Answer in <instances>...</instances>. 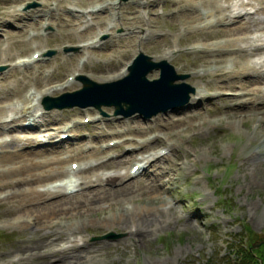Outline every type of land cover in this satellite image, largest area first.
<instances>
[{
	"label": "rangeland",
	"instance_id": "1",
	"mask_svg": "<svg viewBox=\"0 0 264 264\" xmlns=\"http://www.w3.org/2000/svg\"><path fill=\"white\" fill-rule=\"evenodd\" d=\"M26 1H34L35 4L24 9V4L21 0H0V21H2L0 23V60L3 59L0 61V65L4 66L0 70V100L7 107L3 111L5 115L3 113L0 114V118L3 115L0 121L6 120L7 114H14L8 107H10L11 102L15 98L20 97L19 94L26 85L30 84V86L34 87L36 82L41 85L51 83L57 78L59 79L60 76V79H62L67 72H71V69L75 70V68L79 71L81 69L90 79L98 82L101 80L96 77L93 78L92 72L99 75L103 71H107L108 68L115 67L117 63L125 66L123 62L138 49L152 55L153 60H159L161 58H154L153 56L162 54L164 49L169 50L175 47L173 53L169 54L166 60L174 67L176 73L186 74L187 76L183 80L193 86L195 85V88L194 92L190 93L189 104L158 112L150 118H145V114H143L144 116L135 114L136 112L128 116L115 115L112 106L103 104L100 105L101 109L99 111L93 104H86L83 107L75 105L73 107H62L61 109H45L42 108V105L40 106V103L41 116L52 111L57 118L59 117V120H57L58 123H55L53 129L48 130L42 125L44 119L39 118L40 128L45 129V131H43V136L41 132H37L36 134L41 133L38 137L46 138L45 134L53 130L55 132V128L59 127L63 120L83 119L85 114L91 117L88 123L79 124V128L77 126L74 129L73 137L68 141L67 146L63 147L61 145L57 148L60 150L49 151L50 145L48 143H46L48 145H37L35 147L45 152L42 155L41 153L38 155L39 159L54 154L62 157L64 154L70 153L71 159L63 158L66 162L61 160L62 162L60 161L59 166L63 165L67 169L68 160L76 158L81 162L83 161V166L85 165L86 167L85 170L79 168L78 172H68L67 169L64 174L62 172L60 175L47 180L46 184L48 186L57 183L63 184L62 178H71L72 181L80 180L85 173L88 179L89 174L97 173L98 170L111 174V170H114V173L118 171L127 173L131 163L127 164L125 162L124 165L117 166L114 159L118 158V156L122 158V154L128 155V149L136 140H143V144L141 143L140 147L145 153L151 150L155 151V148L156 151H160L162 147L168 148V152L165 158H156V163L151 164L153 167L147 165L141 174L131 178L124 177V180H121V184L131 183L133 185L137 181L138 184L142 185L140 190L132 186V189L118 191L113 188L118 186V184L120 185L119 179L110 177L105 182L101 180L100 182H103L105 186L111 187L115 192L101 197L103 201L100 200L101 198L93 199L92 202H95L98 206L101 203L102 208H98V206L93 204L96 207L95 209L91 208L88 215L79 217L74 212V209L65 205V208L49 216V222L43 225V222L41 225L35 222L34 225L29 219H27V223L15 225L11 216L14 205L12 203L9 204L6 199L0 197V264H58L57 259L67 255L70 248L72 250L74 247L80 249L82 254L85 255L81 264H221L222 259L233 260L238 252L239 254H244L246 249L247 252L251 250L254 253L256 251L254 253L256 262H253V264H264V243L261 242L257 246L252 245L254 242L262 240V236H259L260 233L264 235V153L259 151L258 145L264 139V134L259 130L261 125H264V113L251 109V103H240L247 95H237L238 98L234 99L225 98L229 95L240 93L242 90L238 89L239 86H235L236 90H233L234 88L222 89L221 93L215 94L214 89L211 87L215 86L216 81L221 78H218L219 67L216 68L215 64H213V68H209L202 74L197 72L191 74L192 71L200 69L202 67L200 65L207 64V60L212 57L211 54L209 56L206 54L207 52L204 50L205 44L216 43L213 45L214 47L219 44V47L224 49L227 46L232 47L234 44L233 46H239L244 49V52H247L244 53L247 54V57L243 58L244 63L254 65L258 74L264 76V36L256 34L257 30L264 27V13L261 12L264 8V6L261 7L264 5V0H218L220 2L218 5L221 4L225 8V16L217 25L215 24L205 29L199 28L198 24L200 23L199 21L206 17L189 22L187 21L188 18L181 15L191 12L199 14L197 12L203 11L204 7L197 4L200 0H191L190 2L185 0H139L140 4H138V0H121L118 7L115 4L116 11H118L116 16L106 15L107 10L104 8L94 14H88L89 16L92 15L90 22L94 21L96 26L92 23L89 28L90 33L84 32L82 36L95 34L98 27L97 31L103 29V25L100 23L101 18L96 16L106 15L109 20L111 17V22H115L116 25L112 30H104V33L100 32L103 37L100 36L102 39L98 47L84 49L87 51L88 56H84L83 60L86 57L87 59L83 66L79 65V63L75 66L78 57L84 55L80 53V48L75 50L68 47L71 49L65 52L63 47H75L72 43L75 42L78 35L77 30L81 31L83 28L84 23L77 30L72 28L74 24H78L75 7L81 9L82 12L86 11L87 4L94 0H43L46 3L42 0ZM140 1H146V5ZM207 1L205 2L207 3ZM44 4H46V8L47 5L55 6L56 8L53 7V10L49 9L52 11L48 20L49 24L39 22L43 14V8H45ZM99 4L103 7L102 2H99ZM25 10H27L26 13H24ZM20 11L24 13V16L19 13ZM13 12L15 15L12 14ZM147 12L148 14H146ZM18 13L19 17L16 16ZM85 14L87 15L86 12ZM107 14L110 13L107 11ZM140 15L143 17H140ZM135 16L137 21L133 26L142 27L143 29L139 31L140 34L138 35L144 36L145 33H149L147 37L134 38V33H130L129 30L128 35L124 34V29H128L126 28L128 22L126 21L129 17ZM32 17L36 18L32 20ZM37 18L39 19L37 20ZM254 19L263 20V22L245 30L247 33L244 32V34L234 30L235 34L231 32L229 36L225 37L222 35L224 32H222L221 28L225 24L231 25L233 28L238 23ZM104 20L106 19L104 18ZM148 23L153 26H149ZM44 24L47 26H43ZM146 25L150 28L144 29ZM27 28L31 34L24 33ZM41 31L43 33L38 34ZM111 33L114 36H111ZM231 36L239 37L237 40H233L234 42H228L229 45H227L225 39ZM36 45H39L36 49L44 50L41 59L28 65L11 66L13 58L24 53L27 54L31 47ZM195 45L198 46L194 47ZM49 49H53L54 53L51 55L45 54ZM227 51H223L217 55L219 58L217 56L215 58L221 61L218 64L228 66L231 70L230 73L233 74L237 69L241 70L239 68L240 63H238L239 59L226 60L230 56ZM75 54L79 55L75 56ZM7 55L9 59L5 58ZM202 55H204V58ZM72 56L74 57L72 58ZM96 67L101 70H95ZM152 70L156 74L149 76L153 71L148 72L146 74L148 78H154L159 75V70ZM36 72H38V75ZM214 72L215 74H213ZM39 73L45 74L39 77ZM47 74L48 76L44 77ZM222 76L227 78L228 75ZM254 76L251 73L247 74V78H253ZM247 78L243 77L242 79ZM227 79L230 80L229 77ZM262 79L264 78H260L258 82ZM16 81L19 82L17 85ZM81 86L82 81L75 78L66 88H56L49 95L55 97ZM6 89L12 90L7 93ZM1 94L4 95L1 96ZM258 100L260 99H256L254 102ZM3 104L0 103V105ZM239 104L242 105L240 106ZM126 105L123 104V108H126ZM262 110H264V107ZM95 113H100L99 118H94ZM189 114L193 116L187 119L185 116ZM166 119L167 121L171 120V122L161 128L162 125L160 126L159 121L163 122ZM190 119H193V121H190ZM7 121L3 123L0 129V139L9 138L13 134L20 136V138L30 136L28 134L31 132L27 129H16V125H18L16 122ZM136 124H139L141 129L133 131V127ZM12 125H15V129L11 128ZM4 128L7 132L3 131ZM130 128L132 131H128ZM35 131L32 130V132ZM36 134L34 133L33 135ZM155 134H157V138H154ZM54 136L55 134H51L49 138H54ZM147 136L152 138L147 140ZM88 139L90 141L89 145L92 144L91 147L96 148L93 151L90 147H84L83 149L80 147L82 141ZM108 140H115L116 142L102 146ZM23 141L24 139L18 143L13 142L16 143L13 145L19 147L18 145ZM4 147L5 145L1 149ZM75 148L77 149L75 150ZM136 152H139V150L133 151V155L138 154ZM166 157H171V161L167 162L168 160H165ZM97 159L98 161L107 160L106 164L109 163V165L105 168L96 166ZM4 162L8 164L9 161L0 159V163ZM112 165H115V167H111ZM157 165L164 168L159 169L157 167V169ZM40 169H35V171H40ZM94 176L95 174L91 178L94 179ZM12 177L16 176H0V180ZM146 180L151 181L152 185L155 184L153 187L158 190L156 197L153 194H149L152 197L151 199L147 197L148 195L144 191V184L148 182ZM136 191L139 192L137 193ZM114 197L117 201L114 200ZM123 201L127 202H124L123 205ZM171 203L173 204L171 205ZM129 205L131 208L135 206L134 208L139 211L143 209L144 215L146 213L150 215L151 212L155 213L153 220L159 222L158 226H153L149 230L144 243L139 242L135 235L130 233L128 222H126L124 228L103 224L100 221L102 218L103 220L106 219L105 217L111 213L110 211L118 212L120 209L127 212L128 216V212L130 213ZM168 207H172V211H169L171 215L168 212ZM7 208L11 211L7 212ZM82 223L85 224L83 225ZM51 231L54 233L51 237L53 236L54 238L52 240L45 238V235L49 236ZM36 240L39 241L41 250L37 251V253H32L29 250L30 248L28 250L25 249L28 244ZM88 259L91 260L89 261Z\"/></svg>",
	"mask_w": 264,
	"mask_h": 264
},
{
	"label": "bare ground",
	"instance_id": "2",
	"mask_svg": "<svg viewBox=\"0 0 264 264\" xmlns=\"http://www.w3.org/2000/svg\"><path fill=\"white\" fill-rule=\"evenodd\" d=\"M3 1V0H2ZM12 1V0H11ZM91 1V0H90ZM99 1H103V0H99ZM186 2H190L191 0H185ZM193 1V0H192ZM208 0L207 3L205 2L203 4V6L205 7L202 11V15L205 16L206 18H208V16H214V19L212 21L208 20V26H210V24H218L219 22L222 21V18H224L225 14H224V11H225V8L220 5H218V3H220L218 0ZM44 3H46V1H43ZM79 2V1H78ZM82 2V1H81ZM87 2V1H86ZM116 2H120V0H115V1H104L102 2L103 3V7H101V4L99 5V7L95 10L94 13H96V11H99L101 10L102 8L106 9L110 15L112 16H116L118 15V11H116V7H115V3ZM217 2V3H216ZM3 3V2H2ZM80 4V3H79ZM2 5V4H1ZM202 5V4H201ZM44 6L46 7V4H44ZM264 5H262L261 7H263ZM40 9V8H39ZM52 9V8H50ZM53 10V9H52ZM8 11V10H6ZM262 13H264V8L262 9L261 11ZM11 13V12H9ZM26 13V12H24ZM24 13L22 12L21 14L24 16ZM13 15L14 12L12 13ZM222 16H221V15ZM26 15V14H25ZM182 16L188 18L187 21L189 22H192V21H195L197 20L198 18H200L199 14H196L195 12H191V13H184V14H181ZM201 15V14H200ZM19 17V13L18 15H16ZM35 16V14H34ZM5 17V16H4ZM28 17V16H27ZM96 17H99L101 18V21L100 23L103 25V29L101 31H97L95 34H90V35H85V36H82L84 35V32H86L87 34L90 33L89 31V28L91 26V24L89 23V21L86 19V16L84 15V13H77L76 12V19L78 20V24H74V26L72 28H75V30H77L78 28H81V24L82 23H86L82 30L79 31L77 30V37H76V40H75V43H77L78 41H82L80 42L79 44H76L78 45L79 47H82L81 50H84V49H87L91 46H94L96 45L97 43H101V39H98L97 36L99 35L100 32H103L104 30H112V28L116 25L115 22H111L112 18L110 17V20L109 18L107 19V16L106 15H100V16H96ZM181 17V16H180ZM8 18V17H7ZM11 18V17H10ZM104 18L107 20H104ZM20 19V18H19ZM31 19V18H30ZM35 17H32V20H34ZM264 19V17H263ZM8 20V19H7ZM12 20V19H11ZM38 20V19H37ZM139 20V19H138ZM6 21V20H5ZM4 21V22H5ZM16 21V20H15ZM68 21V20H67ZM66 21V22H67ZM137 21L136 19V16L135 17H129L128 20L126 22L128 27V30L130 31V33H134V36L138 37V33L140 31V27H136V26H133V24ZM2 21H0L1 23ZM3 22V23H4ZM37 22V21H36ZM65 22V21H64ZM261 22H263V20H247L246 22H241V23H238V25H236L235 27L232 28L231 25H224V27H222V32H224V34H221L223 36H229V34L232 32L233 34L234 33V30H238L239 32H241L242 34H244V32H247L245 30H248L250 29L252 26H256V25H259ZM26 23V22H25ZM98 23V22H97ZM99 23V24H100ZM73 24V22H72ZM136 24V23H135ZM139 24V23H138ZM146 24V23H145ZM149 26H153L152 24H149ZM24 26V25H23ZM64 26V25H63ZM66 26V25H65ZM214 26V25H213ZM67 27V26H66ZM2 28V27H1ZM64 28V27H63ZM116 28V27H115ZM88 29V30H87ZM205 29V28H204ZM219 30V29H218ZM208 31H212V30H208ZM230 31V32H229ZM107 32V31H106ZM85 33V34H86ZM21 34V33H20ZM112 34V33H111ZM111 36H114V34H112ZM131 36V34H130ZM118 37V36H117ZM133 37V36H132ZM214 37V36H213ZM238 36H231L230 38H227V41H231V40H236ZM131 38V37H130ZM206 38V37H205ZM119 39V38H118ZM133 39V38H132ZM204 39V38H203ZM242 39V38H240ZM134 40V39H133ZM226 41V43H227ZM233 41V42H234ZM109 42V41H108ZM205 44V43H204ZM216 44V43H215ZM229 45V43H227ZM233 44V43H232ZM236 44V43H235ZM234 45V44H233ZM232 45V46H233ZM225 46V45H224ZM227 46V45H226ZM163 49V48H162ZM204 50H206V54H211L213 59L212 61H214L215 63H219L220 60H217L219 57L217 56L218 54H221L223 51H227V53H229V58H227L226 60H231L233 61L235 58H238L239 59V62L240 63V66L239 69H237L233 74L230 73L231 70L228 69L227 66H224V65H220L218 66L219 68V73H217L218 75V78H219L215 83V86L211 87L212 89H214L215 91V94H219L222 92V89H231V88H234L233 90H236L235 89V86H239L238 89L240 88L242 90L241 93H237V94H232V95H229L228 97H225V98H228V99H234L237 97V95H242V96H250L247 100H242L241 102H244L243 104L247 103H251L252 104V108L251 109H255L257 112L259 111H262L264 113V110H262V108L264 107V79H262L259 83L258 80L260 78H264V76H261L258 74V72L256 71V68L254 65H250V64H247V63H244L243 61V58H245V56L247 54H244V53H247V52H244L241 48L239 47H231V48H221L219 47V44L217 47H214V46H209V45H206L204 46ZM89 51V50H88ZM91 52V51H90ZM80 53L82 54L83 51H80ZM79 54H75V56H77ZM218 57L217 59L215 57ZM244 56V57H243ZM74 56H72L73 58ZM159 57H165L163 54H160ZM202 57L204 58V55H202ZM247 57V56H246ZM249 57V56H248ZM5 58L7 59L8 58V55L5 56ZM207 58V57H206ZM9 59V58H8ZM87 59V57H86ZM85 60H83V64L85 63ZM247 59V58H246ZM3 60V59H1ZM0 60V61H1ZM75 60V58H74ZM205 60V59H204ZM203 60V62H205ZM72 61V60H71ZM209 61L211 60H207L206 63H208ZM221 62V61H220ZM228 62V61H227ZM237 62V61H236ZM117 63V62H116ZM74 64V62H73ZM114 64V63H113ZM11 65V64H9ZM12 66V65H11ZM105 66V65H103ZM124 65H121L119 63L115 64V67H111V68H108L107 71H103L101 74L99 75H96V74H93L92 72V76L93 78H97L101 81H106V82H111L121 76H123L126 72V67H123ZM72 68V66H70ZM12 68V67H11ZM66 70V69H65ZM72 70V69H71ZM95 70L97 71H100L101 69L100 68H95ZM154 70H157V69H154ZM14 71V70H13ZM63 71V70H62ZM68 71V70H67ZM153 71V70H150V72ZM8 72V70H7ZM10 73V72H9ZM248 73H251V74H254L255 76L253 78H247V74ZM16 74V73H15ZM36 74L38 75V72H36ZM68 74V72H67ZM156 74L155 71L151 72L149 74L154 76ZM193 74V73H191ZM215 74V72L213 73ZM236 74V75H234ZM27 75V74H26ZM36 75V76H37ZM222 75H228L227 78L229 77L230 80H228L227 78L223 77ZM42 74L39 73V77H41ZM251 76V75H249ZM61 77V76H60ZM60 77L58 79V81H62L64 82L63 84H61L58 88L60 87H67V83L65 80H60ZM243 77L247 78V79H242ZM14 78V77H13ZM63 78V77H62ZM41 79V78H40ZM56 79V80H57ZM18 80V79H17ZM23 80V78H22ZM38 80V79H36ZM91 80V79H90ZM24 82V80H23ZM28 82V81H27ZM39 82V81H38ZM257 84H256V83ZM19 82L16 81V85L18 84ZM22 83V82H21ZM31 83V82H30ZM52 83V82H51ZM66 83V85H65ZM252 83V84H251ZM254 83V84H253ZM24 84V83H23ZM33 84V83H32ZM37 87H41L43 85L41 84H37L34 83ZM46 84H49V83H46ZM88 84V83H86ZM251 84V85H250ZM259 84H262L259 86ZM15 85V86H16ZM65 85V86H64ZM250 85V86H249ZM3 86V85H2ZM195 86V85H194ZM244 86V87H243ZM252 86V88H251ZM7 87V86H5ZM20 87V86H18ZM26 87V86H25ZM24 87V88H25ZM44 88H39V92H40V96H43V95H46V94H49L51 93L54 88L49 85V87H45L43 86ZM52 87V88H51ZM2 88V87H1ZM9 88V87H8ZM17 88V87H16ZM93 89H95L94 87H92ZM93 89L89 88V89H83L79 92H77L75 95H73V97H75L77 100H85V99H88V98H95L96 101L98 100H102V94H104L103 90L102 89H97L96 91H94ZM4 90V89H3ZM7 93L11 92L10 90L12 89H6ZM16 90V89H15ZM116 90V87H114V89L112 90H107V94H110L112 92H114ZM158 89H153V92H157ZM102 92V93H101ZM210 92V91H209ZM224 92V90H223ZM228 92V91H227ZM226 92V93H227ZM236 92V91H235ZM229 93V92H228ZM16 94V93H15ZM4 95V94H1V96ZM205 95V94H203ZM253 95V97H252ZM39 96V97H40ZM199 96V94H198ZM252 97V98H251ZM238 98V97H237ZM16 99V98H15ZM204 99V97H203ZM256 99H260L256 102H254ZM15 101V100H14ZM27 102L29 104H23L21 106V109H22V113L23 115H25L28 111H27V108L26 107H29V112L31 113V99H27ZM0 103H3L2 100H0ZM189 104V103H188ZM41 105V104H40ZM240 106L242 104H239ZM254 105V106H253ZM5 106V105H4ZM3 105H0V114L3 113V111L5 110ZM246 106V105H245ZM9 108V107H8ZM45 111V110H44ZM43 111V112H44ZM12 112V111H11ZM197 112V111H195ZM14 113V112H13ZM16 117H23V115H19L18 114V110L16 111ZM198 113V112H197ZM192 114L194 115V113L192 112ZM192 114H189L187 116H185L187 119L191 118V116H193ZM242 114V113H241ZM3 115H5L3 113ZM3 115L1 116V118H3ZM56 114L54 112H49V113H45V115L43 114L41 116L42 119H44V122L42 123V125L45 126V128H49L51 129L52 125H55V123L59 120V117L57 118L55 116ZM70 117V116H69ZM241 117V116H240ZM15 118V117H13ZM156 119V118H155ZM182 119V118H181ZM241 119V118H240ZM180 120V119H179ZM183 120V119H182ZM181 120V121H182ZM159 121V120H158ZM190 121H193V119H190ZM41 122V121H40ZM170 121H167V119L163 122L159 121V124L161 126V128L164 126H167L169 124ZM174 123V122H173ZM191 123V122H189ZM156 124V123H155ZM37 125V124H35ZM185 125V124H184ZM187 125V123H186ZM3 126V123L2 121H0V129L2 128ZM163 127V128H164ZM158 128V126H157ZM174 128V127H173ZM259 128V126H258ZM261 129V133L264 134V125H261L260 127ZM21 129V128H20ZM141 129V126L139 124H136L135 127H133V131L134 130H140ZM131 130L128 129V131ZM3 131L7 132L5 130V128L3 129ZM23 131V130H22ZM35 131V130H34ZM120 131V130H119ZM132 131V130H131ZM150 131V130H149ZM152 131V130H151ZM20 133V132H19ZM30 133V132H29ZM119 133V132H118ZM121 133V132H120ZM139 133V132H138ZM1 134V132H0ZM36 134V133H35ZM37 135V134H36ZM154 138H157V134L154 135ZM21 139L16 136V135H12L9 140H3V139H0V159H4V160H7L8 164L7 163H0V176H16V177H12L10 179H6V180H0V197H2L3 199H6L9 204L12 203V205H14V208L12 209V217L14 219L13 221V224H22V223H27V219L30 220V222H32L34 225H35V222L36 224H40L42 223V225L44 223H47L49 222V216H52L54 214H56L58 211L62 210V208H65V205L68 207L70 206L72 209H74L79 217L80 216H83V215H88L90 214V209H95L96 206H98V204L96 205L95 202H92L93 199H96V198H101V197H104V196H107L109 193H114L115 191L113 189H116V190H124V189H129L131 188L132 186H135L137 189H142V185L141 184H138L137 181H136V184L133 185L131 183H122L121 184V180H124L123 178L124 177H127V178H131L133 175L131 174L132 172L130 170H128L127 173H121L120 171H116L117 173H114L113 171L114 170H111L113 174L109 173V172H105V171H101V170H98L100 172L97 171V173H92L95 174V176L93 177L94 179L91 178V176H93V174H89V178L87 179V174L83 173L84 175L81 176L82 179L80 180H73V185L76 186L74 188V190H69L68 192L65 191V188L62 189L63 187L65 186H58V185H51L48 186L46 184L47 180L51 179V178H54L58 175H60V173L66 171V169L62 166H59L58 164L60 163L61 159H59V156H55L56 154L54 155H49L48 157L46 156H42L43 158L42 159H39L38 158V155L41 153V155L43 153H45L44 151L40 150V149H36L35 146H33V143L31 142V139L30 137H28L27 139H25L23 142H21V144H19L17 146L13 145V144H16L20 141ZM13 142H16V143H13ZM140 143V144H139ZM138 143V146L141 150L142 147L141 146V143L143 144V142H139ZM3 145H5V147L3 149H1V147H3ZM48 145V144H46ZM80 145V144H79ZM259 151L264 153V139L261 140L259 142ZM81 147V146H80ZM77 148H75L76 150ZM81 149V148H80ZM92 151L94 149H96L95 147L92 148ZM171 149V148H170ZM139 150V151H140ZM52 152V150H49ZM136 151V150H135ZM54 152V151H53ZM58 152V151H57ZM185 152V151H184ZM98 153V152H97ZM259 153V152H258ZM50 154V153H49ZM81 154V153H80ZM140 154L141 156L140 157H136L133 155L132 153V150L129 151V154L127 155H121L122 158H115L114 159V162H116L115 164L117 166H122L125 164V162H128L129 160H132V159H137L138 162H140L142 165L138 166L137 168V171H141V170H145V164H147L148 166H152L151 164H155L156 163V158H159V157H163L165 158L166 155H161V154H158L157 152H154V153H149V155L151 157H149V155L145 154V152L143 150L140 151ZM177 155V154H176ZM252 155V154H251ZM257 155V154H256ZM255 155V156H256ZM89 156V155H88ZM250 157V156H249ZM41 158V157H40ZM114 158V157H113ZM171 157H166L165 160H168L167 162H170L171 160ZM102 160V159H101ZM98 161V159L96 160ZM137 161L133 162L134 163H137ZM161 161V160H160ZM83 162V161H82ZM89 162V161H88ZM113 162V163H114ZM10 163V164H9ZM95 163V162H94ZM99 167L101 168H105L109 165L106 164L105 162H100V163H96ZM96 165V166H97ZM172 166V165H171ZM111 167H115V165H112ZM153 167V166H152ZM164 168V167H161L160 165L156 166V168ZM257 167V166H256ZM38 168H41L40 171H35V169H38ZM80 168V167H79ZM93 168V167H92ZM132 168V166L130 167V169ZM142 168V169H141ZM151 168V167H150ZM157 168V169H158ZM166 168V167H165ZM261 168V167H260ZM80 169H84L85 170V167H81ZM256 169V168H255ZM105 170V169H104ZM117 170V169H116ZM163 170V169H162ZM264 170V169H263ZM96 171V170H95ZM110 171V172H111ZM152 171V170H151ZM157 171V170H156ZM161 171V170H160ZM168 171V170H167ZM69 172V171H68ZM78 172V171H77ZM81 172V171H80ZM146 172V171H145ZM164 172V170H163ZM91 173V172H90ZM160 173V172H159ZM62 174V175H63ZM81 174V173H80ZM149 174V173H148ZM165 174V173H164ZM77 175V174H75ZM146 176V175H145ZM154 176V175H153ZM47 177V178H46ZM110 177H113L114 179H119L118 182H120V185L118 184V186L114 187L113 189L109 186H104V184H102L103 182H100L101 180L102 181H105L107 180L108 178ZM148 177V176H147ZM150 177V176H149ZM76 178V177H75ZM151 178V177H150ZM157 179V178H156ZM153 180V179H152ZM72 181V180H71ZM143 181V180H142ZM148 182H146L144 184V191L146 192V194L148 195L147 197L149 199H151L152 197L150 195L153 194L154 197H156L158 195V190H156V187H153L155 184H151V181L149 180H146ZM156 181V180H155ZM39 182V184H37ZM125 182V181H124ZM135 183V182H134ZM160 183V182H159ZM117 185V183H116ZM73 186V187H74ZM85 186V187H84ZM87 186H90V187H87ZM158 188V187H157ZM4 189V190H3ZM6 189V190H5ZM132 189V188H131ZM133 189H135L133 187ZM135 191V190H134ZM3 192V193H2ZM132 192V191H131ZM137 192V191H136ZM139 192V191H138ZM137 192V193H138ZM141 193V192H140ZM150 194V195H149ZM112 195V194H111ZM123 195V194H122ZM121 195V196H122ZM125 195V194H124ZM113 196V195H112ZM129 196V195H128ZM130 197V196H129ZM109 198V197H108ZM118 198V197H116ZM119 198H120V195H119ZM124 198V197H123ZM98 199V200H99ZM107 199V198H106ZM112 199V198H110ZM147 199V198H146ZM102 200V198L100 199ZM99 200V201H100ZM105 200V199H104ZM114 200L117 201L114 197ZM98 201V202H99ZM103 201V200H102ZM101 201V202H102ZM131 201V200H130ZM105 202V201H104ZM109 202V201H108ZM124 202H127V201H123L122 204ZM173 202V201H172ZM166 203V202H165ZM95 204V205H93ZM104 204V203H103ZM118 204V203H117ZM173 203H171L172 205ZM93 205V206H92ZM109 205H111L109 203ZM116 205V204H115ZM124 205V204H123ZM170 205V204H169ZM127 206V205H125ZM130 206V205H129ZM133 206V205H132ZM110 207V206H108ZM135 207V206H134ZM131 208L130 206V213L128 212V216H127V212H125L124 210L120 209L118 212H115V211H110L111 213L105 217L106 219L103 220L100 219V221L103 223V224H107V225H114V226H120V227H124L125 228V225H126V222L129 223V231L131 234L135 235L136 239L139 241V242H143L145 241V238L147 237V235L149 234V230L151 228H153V226H158L159 225V222L156 220H153V216H155V213L151 212L150 215L148 213H146L144 215V210L141 209L140 211L136 208ZM98 208H102V205L101 203L99 204ZM129 208V207H128ZM172 207H168V212L169 211H172L171 210ZM175 208V207H174ZM9 208L6 209V211H11V210H8ZM68 209V208H67ZM106 209V208H105ZM104 209V210H105ZM115 209V208H114ZM140 209V208H139ZM23 210V211H22ZM116 210V209H115ZM151 210V209H150ZM153 210V209H152ZM25 211V212H24ZM70 211V210H69ZM64 212V211H63ZM109 212V211H108ZM157 213V212H156ZM27 214V215H25ZM130 214V216H129ZM169 214L171 215V212H169ZM31 217V218H30ZM74 218V217H73ZM76 218V217H75ZM100 218V217H99ZM57 219V218H56ZM173 219V218H172ZM29 220H28V223H29ZM62 220V218H61ZM78 220V219H77ZM58 221V220H57ZM80 221V219H79ZM99 221V220H98ZM55 222V220H54ZM60 222V221H59ZM58 222V223H59ZM85 222V221H84ZM30 223V224H32ZM51 223V222H50ZM53 223V222H52ZM99 223V222H98ZM32 224V225H33ZM83 224V223H82ZM85 224V223H84ZM83 224V225H84ZM50 225V224H48ZM100 225V224H99ZM76 226V225H75ZM80 226V224H79ZM103 226V225H102ZM109 226V227H110ZM78 227V226H77ZM83 227V226H82ZM81 227V228H82ZM71 229V227H70ZM79 230V229H78ZM77 231V230H76ZM69 232V231H67ZM66 232V233H67ZM129 233V234H130ZM54 234L52 231L50 232L49 236L45 235L46 237L45 238H50L52 240V238H54L53 236L51 237V235ZM70 234V233H69ZM74 236V235H73ZM71 237V236H70ZM75 237V236H74ZM77 237V236H76ZM44 238V239H45ZM134 238V237H133ZM35 239V238H34ZM81 239V238H80ZM47 240V239H46ZM50 240V241H51ZM69 241V240H68ZM123 241V240H122ZM136 241V240H135ZM120 242V241H119ZM43 243V242H42ZM54 243V241H53ZM58 243V242H57ZM61 243V242H60ZM65 243V242H64ZM85 243V242H84ZM51 244V243H50ZM50 244H47V245H50ZM72 244V243H71ZM76 244H78L76 242ZM43 245H46V244H43ZM56 245V244H55ZM67 245V244H66ZM70 245V244H69ZM82 245V244H81ZM85 245V244H83ZM63 246V245H61ZM75 246V245H74ZM73 246V247H74ZM78 246V245H76ZM84 247V246H83ZM25 248V247H24ZM30 248V249H29ZM56 248V247H55ZM77 247H74V249L69 250V252L67 253V255H64L60 258H58V264H81L83 263L82 260H83V257L85 256L84 254H82V251L80 249H75ZM25 249H29L32 253L35 252L37 253V251L41 250L40 249V243L39 241H34L33 243L31 244H28L26 246ZM24 249V250H25ZM62 250V248H60ZM52 250V249H51ZM89 250V249H88ZM30 252V253H31ZM50 252V251H49ZM53 252V251H52ZM84 252V251H83ZM87 253V252H86ZM89 253V252H88ZM27 254V253H26ZM64 254V253H63ZM90 256V255H89ZM91 257V256H90ZM94 258V257H93ZM87 259V258H86ZM89 260V259H88ZM91 260V259H90ZM89 260V261H90ZM85 263V262H84ZM88 264V263H87Z\"/></svg>",
	"mask_w": 264,
	"mask_h": 264
},
{
	"label": "water",
	"instance_id": "3",
	"mask_svg": "<svg viewBox=\"0 0 264 264\" xmlns=\"http://www.w3.org/2000/svg\"><path fill=\"white\" fill-rule=\"evenodd\" d=\"M145 64L147 66H145ZM152 65H154L153 63H150V61L146 58L145 55H141L139 57V59L131 66L130 68V72H129V75L122 79V80H118L116 82H113L112 84H103V87H107V88H112L114 89V87H116V90L118 92V94L116 93V96L115 94L108 100H106L107 103H111V104H114L115 106H117L118 108L120 107V101H117L115 97H117L118 95H123V96H126L128 97V99L134 103L135 106H138L140 103L144 104L146 103L149 99H151L154 95L151 93V92H146L148 90H143V85H146V83L148 84L147 82V79L145 77V72L147 70H150L152 68ZM156 65V64H155ZM161 66L164 65V63H160ZM166 65V64H165ZM145 66V67H144ZM146 68V69H145ZM164 71L163 73L161 74V78L159 79H156L153 81V84L155 85H159L161 88H165V89H168V88H172V80H173V76L169 73L168 71V68L166 66H164ZM167 70V71H166ZM145 71V72H144ZM136 79V81L139 82V87H141V93H138L140 94L138 97H133V95L131 93L129 94H126V92H122V91H128V87L133 85V82ZM132 80V81H131ZM84 82H85V87L84 89H89L91 87H95L97 86V83L90 80V79H85L84 78ZM88 83V84H86ZM161 84V85H160ZM126 85V86H125ZM185 84L181 83V84H177L175 85V88L176 90H180L182 89V87L184 86ZM138 86V85H137ZM179 88V89H178ZM124 89V90H123ZM126 89V90H125ZM115 90V91H116ZM121 90V91H120ZM144 91V92H143ZM79 92V91H78ZM77 93V92H76ZM131 95V96H130ZM133 97V98H132ZM142 98V99H141ZM137 99V100H136ZM141 99V100H140ZM136 101V102H135ZM139 101V102H138ZM153 102V100L150 101V103ZM139 103V104H138ZM58 105V106H62L63 103L61 102H56L55 104L53 105ZM71 104V103H70ZM145 107H143L144 109ZM105 236H109V235H105ZM105 236H101V237H105ZM259 236H262V240H259L258 242H254L252 245L253 246H257L259 243L263 242L264 243V235L263 234H259Z\"/></svg>",
	"mask_w": 264,
	"mask_h": 264
},
{
	"label": "trees",
	"instance_id": "4",
	"mask_svg": "<svg viewBox=\"0 0 264 264\" xmlns=\"http://www.w3.org/2000/svg\"><path fill=\"white\" fill-rule=\"evenodd\" d=\"M245 251L246 252H244V254L240 253L241 255L238 252L236 257L234 256L233 260L228 259V258L222 259V263L221 264H253V262H256L255 258H254V253L256 251H254V253L251 250L247 252V249ZM244 256H245V258H244ZM246 257H248V258H246Z\"/></svg>",
	"mask_w": 264,
	"mask_h": 264
}]
</instances>
